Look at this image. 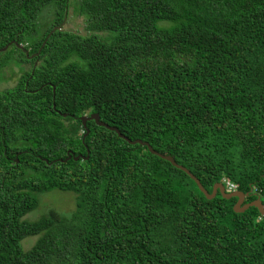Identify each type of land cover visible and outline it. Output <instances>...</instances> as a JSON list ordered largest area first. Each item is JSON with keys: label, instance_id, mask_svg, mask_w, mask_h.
<instances>
[{"label": "trees", "instance_id": "obj_1", "mask_svg": "<svg viewBox=\"0 0 264 264\" xmlns=\"http://www.w3.org/2000/svg\"><path fill=\"white\" fill-rule=\"evenodd\" d=\"M71 9L83 33L65 28ZM8 44L0 80L12 65L20 77L0 91V264H264L258 209L209 200L81 122L98 114L209 192L226 179L264 204V0H0ZM53 190L75 210L26 221Z\"/></svg>", "mask_w": 264, "mask_h": 264}, {"label": "rangeland", "instance_id": "obj_2", "mask_svg": "<svg viewBox=\"0 0 264 264\" xmlns=\"http://www.w3.org/2000/svg\"><path fill=\"white\" fill-rule=\"evenodd\" d=\"M65 28L73 32H84L83 20L81 17L74 14L73 9L69 11V17L66 20ZM25 67L29 68L30 65H26ZM19 77L20 73L18 69L14 68L12 65L0 80V91L14 87ZM38 199V206L24 217L26 221H37L47 215L50 210H55L62 215L69 216L76 208V195L72 192L53 190L40 193ZM36 240V236H30L23 240L22 246L24 250H29L36 243Z\"/></svg>", "mask_w": 264, "mask_h": 264}, {"label": "water", "instance_id": "obj_3", "mask_svg": "<svg viewBox=\"0 0 264 264\" xmlns=\"http://www.w3.org/2000/svg\"><path fill=\"white\" fill-rule=\"evenodd\" d=\"M11 44H8L4 48L0 49V54L3 53V52H6L9 49V47L11 46ZM14 44L18 48L23 49V45H21V44H19L17 42H14ZM26 54H28V51H26ZM33 56L34 55H32L30 57L33 58ZM91 120H94L98 126L105 127V128H107V129H109L111 131H115L120 138H123L124 140H126L128 143H130L132 145L139 144V145L147 147L151 154L156 155V156L160 157L161 159L170 162L177 169L184 171L196 183V185L198 186L199 190L205 195V197L207 199H209V200L214 199L218 194H220L223 198H225L227 200L235 198V199H237V201H236L235 205L233 206L234 212H236V213H244L248 209L254 207V208L258 209V212L260 213V215L262 217H264V204H263V201L261 200L260 197L256 198L255 200H253L251 202L244 203L245 199L249 196V194H245V193H243L241 191H238V190L235 191V192H227L222 183H216L213 186L211 192H209L208 190H206L202 186V184L200 183L199 179L195 175H193L190 172V170H188L187 168L183 167L182 165H179L172 156L163 155L161 153H158L147 142H143L141 140L131 141L130 139L124 137L121 134V132L116 127H110L109 125H107L104 122H102L100 120V117H99L98 114H91L90 116H88V115L82 116L81 117L82 126L84 128H87V122L91 121ZM88 133H89V131H87V133L85 134V137L88 135ZM70 154L71 153H69V156H68L67 159L72 158V155H70ZM80 158H82V157L81 156H77V157H74V160L78 161Z\"/></svg>", "mask_w": 264, "mask_h": 264}, {"label": "built area", "instance_id": "obj_4", "mask_svg": "<svg viewBox=\"0 0 264 264\" xmlns=\"http://www.w3.org/2000/svg\"><path fill=\"white\" fill-rule=\"evenodd\" d=\"M220 183L223 184V186L225 187V189H226L227 192H235V191L238 190V189H237V186H236L234 183L229 182V181H227L226 179H224V180H223L222 182H220ZM230 185H235V187H230Z\"/></svg>", "mask_w": 264, "mask_h": 264}, {"label": "flooded vegetation", "instance_id": "obj_5", "mask_svg": "<svg viewBox=\"0 0 264 264\" xmlns=\"http://www.w3.org/2000/svg\"><path fill=\"white\" fill-rule=\"evenodd\" d=\"M26 65H30V64H26ZM35 65H37V62H35V64H34V66ZM27 67H25V69H26ZM250 195H253L252 193L251 194H249V196L245 199V202L244 203H248V202H251V201H249V198H250ZM237 201V200H236Z\"/></svg>", "mask_w": 264, "mask_h": 264}, {"label": "clouds", "instance_id": "obj_6", "mask_svg": "<svg viewBox=\"0 0 264 264\" xmlns=\"http://www.w3.org/2000/svg\"><path fill=\"white\" fill-rule=\"evenodd\" d=\"M230 187H235V185H230ZM256 219H257V221H260L262 219V217L258 216Z\"/></svg>", "mask_w": 264, "mask_h": 264}]
</instances>
